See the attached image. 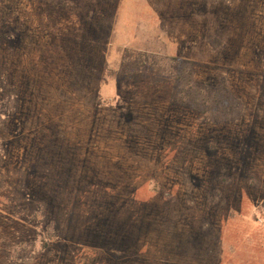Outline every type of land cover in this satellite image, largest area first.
I'll list each match as a JSON object with an SVG mask.
<instances>
[{
    "label": "rangeland",
    "instance_id": "1",
    "mask_svg": "<svg viewBox=\"0 0 264 264\" xmlns=\"http://www.w3.org/2000/svg\"><path fill=\"white\" fill-rule=\"evenodd\" d=\"M0 264H264V0H0Z\"/></svg>",
    "mask_w": 264,
    "mask_h": 264
}]
</instances>
